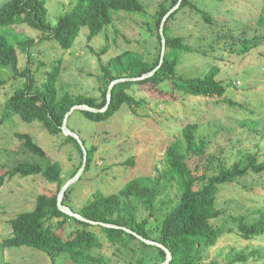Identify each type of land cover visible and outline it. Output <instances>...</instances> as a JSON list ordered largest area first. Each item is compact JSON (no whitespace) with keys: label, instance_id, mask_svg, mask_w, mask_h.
<instances>
[{"label":"rangeland","instance_id":"obj_1","mask_svg":"<svg viewBox=\"0 0 264 264\" xmlns=\"http://www.w3.org/2000/svg\"><path fill=\"white\" fill-rule=\"evenodd\" d=\"M4 1V0H2ZM1 1V2H2ZM76 0H46L48 20L54 24L59 15L69 11ZM146 13L129 14L120 12L101 33L87 40L88 30L81 28L72 47L66 51L54 40L37 41L40 31L27 24L0 25L4 34L16 48L19 68L27 65L26 52L19 42L26 37L34 38L30 44L29 68L39 85L46 71L52 69L54 61L61 60V73L57 81L59 93L97 96L100 94V63L124 51L143 54L145 58L156 53V38L147 31V23L161 2L170 0H141ZM191 3L211 15V23L202 19L191 7L179 11L170 23L173 35L183 36L191 50L182 52L175 71L182 77L203 74L211 65L218 67L216 79L225 86L224 95L219 97L188 96L175 92L169 95L151 85L133 86L131 94L144 97L145 104L133 113L123 105L107 120L92 122L80 113L70 114L69 125L75 133L85 139L86 146H95L93 162L88 171H82L72 183L69 204L78 209L95 191L104 194L117 191L127 180L139 175L160 176V192L150 215L151 228L176 205L179 185L166 175L164 152L175 139H181L182 127L189 121H198L197 138L207 141V152L194 168V158L188 165L195 173L208 166L210 173L217 171L221 163L231 166L247 152L264 159V44L252 48L244 55H237L236 48L244 38L256 31H263L264 0H191ZM106 47L104 52L101 50ZM100 60V61H99ZM0 174L13 167L18 161L37 162L41 159L23 148L15 132L29 134L45 151L46 157L59 161L62 175L68 178L80 161V154L66 134L50 135L40 122H26L13 113L9 97L23 84L21 77H14L9 67L0 65ZM141 88V89H140ZM161 90H166L162 87ZM232 99L240 105L230 106L221 100ZM81 140V139H80ZM132 158V163L128 160ZM68 180V179H67ZM55 183L40 175L5 178L0 185V242L10 234L8 221L20 211L34 207L40 193H52ZM216 205L224 213L212 220L214 226L223 227L222 234L214 246L207 250L201 264L215 262L228 264L237 253L259 250V255L246 262L231 264H264V231L250 239L238 233L233 218L242 216L245 221L261 217L264 210V173L248 175L236 181L222 184L217 193ZM50 226L63 236L74 227L68 221L58 228L52 220ZM103 246L92 250V254L103 259L104 264H135L143 257L150 262L153 249L131 251L108 242L94 228ZM0 264H68L64 254H47L27 245L0 247Z\"/></svg>","mask_w":264,"mask_h":264},{"label":"trees","instance_id":"obj_2","mask_svg":"<svg viewBox=\"0 0 264 264\" xmlns=\"http://www.w3.org/2000/svg\"><path fill=\"white\" fill-rule=\"evenodd\" d=\"M0 0V25L27 24L40 31L37 41L54 40L64 51L70 49L81 28L88 30L87 40L101 33L112 23L115 14L125 12L129 14H145L146 5L141 0H76L71 9L56 19L52 24L48 16L46 0ZM179 2L178 7L166 18V14ZM185 7H191L200 14L202 19L211 23L209 12L191 3V0H170L168 5L161 2L147 23V31L156 38L155 55L145 58L143 54L132 51L110 58L107 63H100V94L85 95L69 91L59 93L57 81L61 73V60L54 61L51 70L46 71L45 78L38 85L31 75L29 68L30 44L36 42L34 38L26 37L19 42V48L26 52L27 65L22 69L17 66L18 56L16 48L9 39L0 33V65L9 67L13 76L21 77L23 84L15 88L9 97L13 113L26 122L38 121L41 127L50 135L62 134L61 126L65 114L74 106L86 105L90 108L101 109L93 111L75 108L86 120L99 122L107 120L127 106L133 113L145 104L144 97L131 94L133 86L151 85L161 92L172 95L179 92L188 96L219 97L225 93L223 82L216 79L218 67L211 65L201 75L182 77L175 71L178 58L182 52L190 51L191 47L183 36L173 35L170 23L175 15ZM163 20V21H162ZM264 21V15L259 16V22ZM162 25L164 34V52L160 63L161 38L159 27ZM264 44L263 31H257L231 51L237 55H244L252 48ZM104 47L101 52H104ZM100 61V60H99ZM158 66V67H157ZM157 67V68H156ZM156 68V69H155ZM155 70L147 77L138 80L126 79L140 77ZM115 82L110 90L107 102V88ZM4 80H0V85ZM162 87L166 90H161ZM141 89V88H140ZM222 102L233 106L238 102L224 98ZM70 115L67 118L69 125ZM1 123V120H0ZM198 121L187 122L181 130V139H175L165 149L166 175L170 180H176L179 185V197L176 205L162 218L160 223L151 228L150 215L160 192L161 177L139 175L127 180L117 191L104 194L95 191L78 209L69 204V193L72 184L65 190L61 203L72 211L79 213L88 221L70 216L57 207V193L67 179L74 176L83 159V152L78 141L69 135L64 140L74 145L80 154V161L68 178L62 175V165L59 161H52L46 157L45 151L27 133L15 132V136L27 151L43 160L18 161L13 167L0 174V185L4 179L15 175H40L50 183L56 184L52 193H40L35 198L34 207L29 211H20L8 221L10 234L3 238L0 247L27 245L44 251L47 254H64L68 264H104L102 258L92 254V250L100 249L103 244L98 229L105 239L119 247L135 251L141 250L146 256L145 249L152 248L150 262L141 257L135 264H160L166 259V252L161 246L147 244L142 238L155 241L165 247L170 253L167 264H201L205 259L209 247L214 246L223 232V227L214 226L212 220L219 218L224 210L216 205L219 186L238 180L241 177L264 173V159L259 160L255 153L247 152L231 166L220 164L217 171L209 172L208 166L200 173H195L188 165V160L194 158V168L198 169V162L207 152V141L197 138ZM75 132V131H74ZM86 153L84 172L88 171L93 162L95 146H86L85 139L80 137ZM132 163V158L128 160ZM81 178H79L80 180ZM261 217L254 221H245L242 216L233 218L236 221L238 233L244 239L260 235L264 231V210ZM56 221L58 228L71 221L74 227L63 236L50 226ZM99 223H108L106 227ZM259 255V250L248 253H237L230 258L228 264L246 262L250 257ZM208 264H215L209 262Z\"/></svg>","mask_w":264,"mask_h":264},{"label":"water","instance_id":"obj_3","mask_svg":"<svg viewBox=\"0 0 264 264\" xmlns=\"http://www.w3.org/2000/svg\"><path fill=\"white\" fill-rule=\"evenodd\" d=\"M179 5V2L176 4V6H174L172 9L169 10V12L166 14V16L163 18V20H165V18L173 11L175 10ZM162 20V21H163ZM162 25H160L159 27V34H160V38H161V53H160V63L162 61V56H163V52H164V34H163V30H162ZM158 67V66H157ZM156 67V68H157ZM155 68V69H156ZM155 70L149 72V73H146V74H143L141 75L140 77H130V78H126V79H131V80H138V79H142L144 77H147L149 76L150 74H152ZM118 80H114L113 82L110 83V85L108 86L107 88V102L109 101L110 99V90H111V87L112 85L117 82ZM107 104L101 108V109H94V108H90L86 105H83V106H74L70 111H68L66 114H65V117L63 119V123H62V126H61V130H62V133L63 134H66V135H69V136H72L74 137L78 143L80 144V147L82 149V152H83V159H82V163H81V166L79 167V169L76 171V173L74 174L73 177L69 178L64 184L63 186L60 188V190L58 191L57 193V207L58 209H60L61 211H63L64 213L70 215V216H73L75 218H78L80 220H84V221H87V222H90L91 224H96L97 222H93V221H88L86 219H84L79 213L77 212H74L72 211L69 207L67 206H64L62 205L61 203V200H62V197H63V194L65 192V190L67 189V187H69V185H71L73 182H75L79 176L81 175L82 171L84 170L85 168V164H86V153H85V148H84V145L83 143L81 142L79 136L74 132V131H71L68 127H67V118L68 116L73 112V110L75 108H79V109H87V110H93V111H102L106 108ZM100 225L102 226H106V227H111L113 225L111 224H108V223H99ZM138 238H140L142 241H144L145 243L147 244H152V245H157V246H161L165 252H166V259L161 262L160 264H167V262L169 261L170 259V253L169 251L163 247L162 245H160L159 243L155 242V241H152V240H148V239H145V238H142L140 236L137 235Z\"/></svg>","mask_w":264,"mask_h":264}]
</instances>
